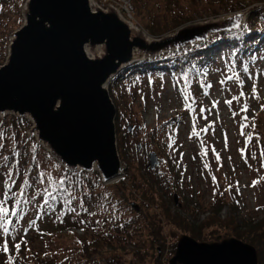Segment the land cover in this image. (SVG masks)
<instances>
[{"label": "rangeland", "instance_id": "374dc122", "mask_svg": "<svg viewBox=\"0 0 264 264\" xmlns=\"http://www.w3.org/2000/svg\"><path fill=\"white\" fill-rule=\"evenodd\" d=\"M94 1L103 9L110 6L120 8L119 0ZM120 1L123 3V0ZM25 2L0 0V66L7 59L12 34L24 23L22 11ZM128 2L131 5L130 13L122 12L123 17L155 40L173 35L189 24L248 13L242 29L248 26L250 17L264 7V0ZM164 25L169 32L164 35L152 34L151 30L160 32ZM225 34L211 36L210 45L202 47L204 44H196L175 51L182 53L200 45L194 69L186 65L185 69L153 70L145 65L144 73L110 85V95L113 93L111 98L117 108L118 150L128 169L123 176L108 183L102 181L97 171L88 174L93 180L96 174L99 176L102 187L98 188L97 193L103 192V188L113 191L111 193L118 201H115L113 209L118 216L140 223L137 228L140 232L142 229L145 243L141 241L137 250L130 246L122 254L107 248L90 258L83 256L82 261V252L75 245L76 240L63 238V232L52 236L41 232L40 228L46 227L47 221L37 222L35 216L25 213L17 220H12L10 216L14 223L9 225L10 235L0 237V244L8 240L9 246L19 243L20 248L26 250L22 256L24 259H20L22 262L14 264H31L56 256L58 260L66 258L70 253L66 250L67 246H74L70 264H169L183 235L208 244L240 238L257 249L259 264H264V230L260 232L255 225L264 221V156L261 155L264 152V134L261 133L264 131V38L262 43L249 48L248 52L236 54L222 41L226 39ZM170 54L172 52H166L154 58H164ZM185 96H188L187 100ZM228 101H232L231 104ZM244 105H247L246 111L243 110ZM13 118L19 119L13 115L0 116V130L3 126H9ZM24 120L29 123L25 134L30 141H0L3 145L0 147V198L7 190L6 183H11L7 178L9 171L15 180L12 189L15 186L18 190L28 189L29 186L23 183L25 179L28 180V174L22 173L20 178V169L25 167V171H28L27 165L30 166L32 161L37 165L38 174L51 176L57 180L55 182L62 180L67 172L38 144L36 138L29 137L32 123ZM129 127H133L132 133L128 132ZM194 132L199 135H194ZM39 147L44 149L42 153ZM25 151L33 154V158ZM19 152L23 154L22 158ZM153 152L157 153L159 159L155 170L149 167V156ZM47 153L49 158L44 157ZM4 157L8 159L4 160ZM6 161L12 163L7 169L1 166ZM24 161H27V165ZM147 172L154 179L159 178L163 191L158 184L152 187L147 185L146 180H153ZM28 183L31 184V181L28 180ZM55 185L38 183L35 190L40 187L51 189ZM130 191L133 192L131 195ZM153 191L162 195L166 209L157 208L147 198L141 197L144 194H148L147 197L157 196ZM124 193L128 196L125 204L118 200V196L123 197ZM223 196L230 203L227 206L223 205L226 201L219 200ZM75 203L82 202L75 200ZM132 203L139 206V211L133 209ZM142 203L147 204L145 208ZM13 205L9 200V209L13 210ZM222 206L224 208L220 209ZM15 211H18L17 205ZM165 213L172 221L166 218ZM153 222L157 223L156 232L148 228ZM212 222L219 224L205 227ZM13 228L15 231H12ZM75 232L83 235L81 230ZM193 232L201 237L193 236ZM10 253L9 250L0 251L1 264H13L16 256H9Z\"/></svg>", "mask_w": 264, "mask_h": 264}, {"label": "water", "instance_id": "95a60500", "mask_svg": "<svg viewBox=\"0 0 264 264\" xmlns=\"http://www.w3.org/2000/svg\"><path fill=\"white\" fill-rule=\"evenodd\" d=\"M247 14L189 24L155 40L94 0H26L24 23L0 66V116L31 121L29 137L65 170L97 171L108 183L128 169L118 150L111 82L134 64L240 29ZM158 165L153 152L149 167ZM169 264H259V254L235 238L208 244L183 235Z\"/></svg>", "mask_w": 264, "mask_h": 264}, {"label": "trees", "instance_id": "16d2710c", "mask_svg": "<svg viewBox=\"0 0 264 264\" xmlns=\"http://www.w3.org/2000/svg\"><path fill=\"white\" fill-rule=\"evenodd\" d=\"M242 9L243 8L239 10ZM239 10H234V11H239ZM164 26L162 27L163 29L160 32H155L154 30H151L152 34L164 35L165 33L169 32L168 27L166 26L164 27ZM225 37L226 39H223ZM225 37L221 38L223 39L222 41L227 43L228 46H230V48L232 49V51H234L236 54L240 52H248L249 48L256 47L264 38V7L250 17V21L247 27L242 28L237 32L226 33ZM250 39L253 40L249 42ZM204 46H206V44L203 45L202 47ZM199 47L200 45L196 46L193 49H187V51H184L182 53L174 52L170 54L168 57H164V58H162L163 56L158 57V58H162L161 60L158 58H154L149 61H145L140 64L130 66L129 68L124 70L115 80H113V83L116 81L123 82L126 78H135L137 74L139 75L140 73H144L145 69L147 68L145 67V65H149V68L153 70H160V69L168 70L175 68L185 69L186 65L187 66L191 65L193 66L194 69L195 68L193 65L194 61L199 57V53H198ZM111 95H113V93ZM28 125H29L28 121L24 119L13 118L12 123L9 126L6 127L3 126V128L0 130V134H2V139H0V141H2V143L15 139L30 141V139L26 137L25 134ZM253 125L254 124L251 123L252 127ZM261 133L263 135L264 131H261ZM24 143L25 142H23V144ZM20 146H22V144H20ZM43 150L44 149L42 147H39L40 153H42ZM12 152L14 151L12 150ZM26 153L33 158V154H30L29 151ZM14 155L15 154H13V156ZM19 155L21 158L23 157L22 153H20ZM44 157L49 158L48 153L45 154ZM13 158L14 157H12L11 159L14 160ZM19 161L20 160L18 161L16 160L15 162H19ZM24 162L25 165H27L26 163L27 161ZM11 164L12 163L6 161L5 164L1 166L7 169V167L10 166ZM27 167H28V171H25V167H21L20 170L22 172H20L21 173L20 178H22L23 176L22 173H26L28 174L27 175L28 180L31 181V184L28 183L29 186L28 189L27 187L25 188L26 197L29 199V202L24 203L23 198L17 197L21 199V203L17 205L18 206L17 212L19 215L12 216V220L15 219L17 220L20 216L25 215V213H29L35 216L36 219H38L37 222H40L41 220L45 219L47 221V225L46 227L40 228V231L48 234L49 236L58 233L61 234V232H63L65 233L63 235L64 236L63 238L67 237L70 240H76L75 245L78 246L80 251L82 252V254H80L82 261L84 260L83 256L90 258L94 254H98L100 252L103 253V251H106L107 248L116 250L118 254H122V252H125L126 249L130 246L133 247L132 248L133 250H137L140 247L139 243H141V241L144 242L142 229L140 232L137 228V225L138 224L140 225V223L135 219H127L124 216L123 217L118 216L117 213H115L113 206L115 204V201L117 200L115 195L111 193L113 191L110 190L109 188L108 189L103 188V192H98L100 194L97 193L98 188L100 186L102 187V183L97 174L95 175L96 176L95 180H93L92 176H90L88 173L85 172H68V171L65 172V176L62 178V180L64 181L63 189L61 190L58 187V182H56L55 187L50 189V190L55 189L53 194L56 196V199L49 200V204L45 205L44 199L46 194L43 192L44 188L40 187L39 189L35 190V186L38 184L37 181L41 178L40 174H38L36 170L37 165L35 164V162L32 161L31 165L30 166L27 165ZM147 174L150 176V178L153 179V180H146L147 185L149 187H152L158 184L160 186V189H162L163 191L164 188H162V186L159 184L160 183L159 178L154 179V177L151 175L150 172H147ZM1 175L2 172L0 171V176ZM4 179H5V173L3 174V180ZM43 179H44V184L48 186L49 176L44 175ZM51 179L53 182L57 181L55 178H51ZM13 188L14 189H12V191L14 192L20 191L16 186ZM37 192H39L40 195H36ZM153 192H155L157 196L151 195L147 197L148 194L146 193L147 195L144 194L141 197L143 199L147 198V200L154 206H157V208L166 209V206L162 201V195L158 193V191H153ZM32 193L33 196H35L34 199H32L33 197L31 196ZM132 193L133 192L130 191L129 195H131ZM118 198L120 202H124L125 204L128 198L127 193H124L123 197L118 196ZM15 199L16 198L12 199L13 203H15ZM66 200H71V203H66L65 202ZM75 200H79L82 203L76 204ZM219 200L226 201V203H223L224 206L230 204L227 201L228 199L226 198V196L220 197ZM142 204H143L142 205L143 208H145L144 205H147L145 203ZM224 206H222L220 209L224 208ZM73 209H75V211H73ZM165 214H167L166 218L169 221H172L171 219L168 218V213ZM81 221H83V223H81ZM97 221H99V223H97ZM13 224H11V226ZM156 224L157 223L155 222L149 224L148 226L149 231L155 230L156 232L157 230ZM218 224L219 223L212 222L210 225L208 224L205 225V227L217 226ZM255 225L257 230H259L260 232L264 230L263 229L264 221L259 222L258 224ZM77 230H81L83 232V235L82 236L77 235V233L75 232ZM59 236L62 238V235ZM155 236H157V233H155ZM193 236L198 238L200 235H197L193 232ZM240 240L244 242V240L242 239ZM67 247L68 249L66 250L68 253L70 252L69 255L71 254V256L68 255L66 258L61 257L59 258V260L58 257L56 256L53 258L44 259V261L37 260L35 262H31V264H70V259H72V255H74V246L72 248L69 246ZM10 251L11 253L9 256H11L12 254L16 256V258L14 257L13 264L17 262H22L20 259H24L23 257L26 251L25 249L20 248L17 251L14 246L10 245L9 252ZM75 251H76V247H75ZM85 260L86 262H88L87 258H85ZM83 263L79 262L78 264H83Z\"/></svg>", "mask_w": 264, "mask_h": 264}, {"label": "snow or ice", "instance_id": "6c2138e0", "mask_svg": "<svg viewBox=\"0 0 264 264\" xmlns=\"http://www.w3.org/2000/svg\"><path fill=\"white\" fill-rule=\"evenodd\" d=\"M245 71H247V68L245 67ZM251 78V77H250ZM229 79H232V77H229ZM238 79V78H237ZM253 92H255V88H253ZM241 95H243V93H241ZM185 100L188 99V96L184 97ZM232 101H228L229 104H231ZM215 106V105H214ZM243 110H247V105H244ZM201 111H203V109H201ZM246 119V117H245ZM194 135H199L198 133H193ZM0 139H2V134H0ZM0 147H3L2 144H0ZM262 156H264V152L261 153ZM4 160H7V157L3 158ZM207 167V165L205 166ZM44 173H40V179L37 181V183L43 184L44 183ZM7 178L8 181H11V183H6V191H4L2 193V198H0V237L3 236H9L10 235V229H9V225L13 224V221L11 219H9L10 216H18V212L15 211V206L19 205L21 203V199L17 198H23V202L24 203H28L29 199L26 197V192L24 190V188H21L19 192H14L12 191V184L15 183V180L13 179V174L11 171H9L7 173ZM23 183L25 185H28V180L25 179L23 181ZM56 182H53L51 177H49V185H52ZM255 183V182H254ZM63 185H64V181L60 180L58 181V187L62 190L63 189ZM55 189L50 190L49 187H45L43 189V192L46 194L45 199H44V204L48 205L49 204V200H55L56 196L53 194ZM36 195H40L39 192L36 193ZM15 199V203L13 205V210L10 211L9 207H8V201ZM35 196L32 197V199H34ZM74 198V197H73ZM66 203H71V200H66ZM73 211H75V209H73ZM35 222L33 221L32 224H34ZM81 223H83V221H81ZM97 223H99V221H97ZM32 226V225H29ZM12 231H15V229L13 228ZM15 249L18 251L20 249V244L16 243L14 245ZM9 250V241L8 240H3V243L0 244V251H4L7 252Z\"/></svg>", "mask_w": 264, "mask_h": 264}, {"label": "built area", "instance_id": "2783aa9c", "mask_svg": "<svg viewBox=\"0 0 264 264\" xmlns=\"http://www.w3.org/2000/svg\"><path fill=\"white\" fill-rule=\"evenodd\" d=\"M130 1V0H128ZM127 0H123V3H121V1L119 0V3H120V8H117L121 13L124 12V13H130V8H131V5H130V2H128ZM100 6V5H99ZM104 6V5H102ZM124 6V7H123ZM101 7V6H100ZM103 8V7H102Z\"/></svg>", "mask_w": 264, "mask_h": 264}]
</instances>
